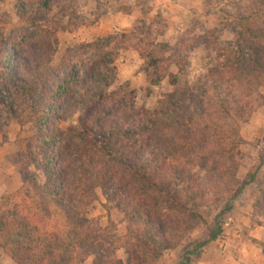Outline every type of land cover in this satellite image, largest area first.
I'll list each match as a JSON object with an SVG mask.
<instances>
[{"label": "trees", "instance_id": "obj_1", "mask_svg": "<svg viewBox=\"0 0 264 264\" xmlns=\"http://www.w3.org/2000/svg\"><path fill=\"white\" fill-rule=\"evenodd\" d=\"M254 1L264 7V0ZM54 3L24 0L21 9L36 6L49 14ZM55 33L40 30V41ZM145 35L149 41L135 48L149 69L180 67L166 56L187 44L173 50L159 41L161 35ZM31 40L26 36L0 43V82L11 103L22 105L20 123L36 131L33 138L20 140L15 165L21 187L0 198V254L15 264H84L92 256L107 259L106 264H154L202 222L174 195L178 177L187 180L196 206L222 204V215L244 187L257 184L254 210L262 221L255 224L264 228V177L258 179L264 156L240 181L242 139L236 127L224 126L234 116L247 123L258 90L264 89V10L249 17L235 48L221 51L207 83L177 87L151 112L131 109L110 92L116 53L108 40L68 49L56 67L48 43L47 53L24 67L27 81L17 80L13 59L29 50ZM80 108L88 116L83 130L59 133L56 123ZM100 189L127 213L124 236L108 235L90 221L88 209ZM219 217L202 247L222 234ZM117 251L125 259L108 260ZM195 253L197 247L190 252Z\"/></svg>", "mask_w": 264, "mask_h": 264}, {"label": "rangeland", "instance_id": "obj_2", "mask_svg": "<svg viewBox=\"0 0 264 264\" xmlns=\"http://www.w3.org/2000/svg\"><path fill=\"white\" fill-rule=\"evenodd\" d=\"M23 1L0 0V43L3 39L12 41L32 36L29 50L20 59H13L17 80L27 81L24 67L36 64V60L47 53L48 43L53 46V66L56 67L68 49L108 40L116 53L115 63L110 66L116 74L110 92L122 97L131 109L150 112L177 87L194 88L207 83L209 71L218 63L221 51L235 48L246 33L249 17L264 10L254 0H55L53 12L43 14L36 6L22 10ZM47 28L56 31L55 37L40 41V30ZM147 31L161 35L159 41L173 50L182 43L187 44V48L181 47V52L166 56L180 67L175 63L166 71H154L146 66L135 46L140 41H149L145 35ZM195 44L196 47L188 49ZM11 102L5 84L0 82V198L21 187V177L15 165L21 153L20 140L36 135L32 125L20 123L22 105ZM255 103V112L247 123H241L236 116L224 122L226 127H236L242 139L237 156L238 179L242 182L264 156V89L258 90ZM87 119L86 110L80 108L65 121L57 122L56 126L59 133H79ZM263 177L264 168L258 179ZM173 193L182 198L202 222L178 246L164 250L154 264H198L200 261L222 264L231 248V253L236 254L234 250H237L239 255L255 248L254 251L260 250L264 258V238L257 241L252 237V232L261 228L255 223L262 221L255 216L254 210L259 197L257 184L244 187L232 203V209L223 215L222 204L210 202L196 206L195 195L189 191L187 180L181 177L176 180ZM88 217L108 235L126 234L127 213L101 189L96 191ZM218 217L222 234L216 241L202 247L201 243L208 239ZM196 247L197 253L190 254ZM124 259L123 251L108 255V260ZM106 261L92 256L84 264H106ZM0 264L15 263L1 253Z\"/></svg>", "mask_w": 264, "mask_h": 264}, {"label": "crops", "instance_id": "obj_3", "mask_svg": "<svg viewBox=\"0 0 264 264\" xmlns=\"http://www.w3.org/2000/svg\"><path fill=\"white\" fill-rule=\"evenodd\" d=\"M252 233H254L252 234L253 239L257 241H262V239L264 238L263 228H260V230L256 229ZM254 249L255 248H252V250L250 252H246L245 255H239L238 254L239 252L237 253V250H234L236 254L231 253L232 252V248H231L229 251L230 255H228L225 260H222V264H261V263L264 264V260H263L264 258L263 256H261V251L260 250L254 251ZM198 264H209V263L200 261L198 262Z\"/></svg>", "mask_w": 264, "mask_h": 264}]
</instances>
